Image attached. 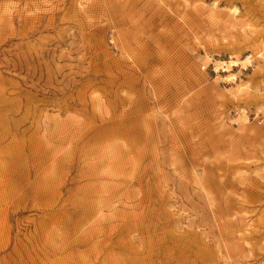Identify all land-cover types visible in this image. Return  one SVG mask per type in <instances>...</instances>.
<instances>
[{
    "label": "rangeland",
    "instance_id": "rangeland-1",
    "mask_svg": "<svg viewBox=\"0 0 264 264\" xmlns=\"http://www.w3.org/2000/svg\"><path fill=\"white\" fill-rule=\"evenodd\" d=\"M260 51L264 0H0V264H264Z\"/></svg>",
    "mask_w": 264,
    "mask_h": 264
},
{
    "label": "bare ground",
    "instance_id": "bare-ground-1",
    "mask_svg": "<svg viewBox=\"0 0 264 264\" xmlns=\"http://www.w3.org/2000/svg\"><path fill=\"white\" fill-rule=\"evenodd\" d=\"M217 5L216 4H214V7H216ZM77 7H78V9H79V11H81V12H85L86 11V9H85V7H84V4H82V3H77ZM239 14V10H237V9H233L232 10V16L233 17H235V16H237ZM258 54H259V57L261 58V60H262V62H263V64H264V54L262 53V51H260V52H258ZM238 66V62L237 61H231L230 63H229V65H228V63H225V62H221V63H219L218 65H216V71L217 72H229L230 70H231V68L230 67H237ZM57 124H60V121H57ZM98 213H102V211L101 210H99L98 211ZM245 237H247V236H245ZM245 241H249V238H246V240Z\"/></svg>",
    "mask_w": 264,
    "mask_h": 264
}]
</instances>
